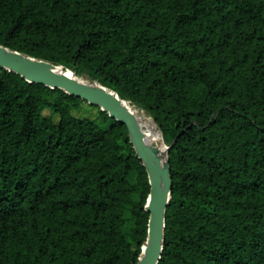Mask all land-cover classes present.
Instances as JSON below:
<instances>
[{"label": "trees", "instance_id": "1", "mask_svg": "<svg viewBox=\"0 0 264 264\" xmlns=\"http://www.w3.org/2000/svg\"><path fill=\"white\" fill-rule=\"evenodd\" d=\"M0 45L152 118L157 264H264V0H0ZM149 191L125 125L0 67V264H136Z\"/></svg>", "mask_w": 264, "mask_h": 264}, {"label": "water", "instance_id": "2", "mask_svg": "<svg viewBox=\"0 0 264 264\" xmlns=\"http://www.w3.org/2000/svg\"><path fill=\"white\" fill-rule=\"evenodd\" d=\"M0 67L19 75L29 83L61 89L84 102L98 106L111 118L126 126L129 141L147 172L150 185L144 207L149 213L147 237L136 264H157L163 249L165 210L170 201L172 188L167 158L169 147L163 143L165 151L163 155H159V151L147 142L138 119L130 109L132 105L119 98L113 90L94 80H84L61 66L32 58L1 45Z\"/></svg>", "mask_w": 264, "mask_h": 264}, {"label": "rangeland", "instance_id": "3", "mask_svg": "<svg viewBox=\"0 0 264 264\" xmlns=\"http://www.w3.org/2000/svg\"><path fill=\"white\" fill-rule=\"evenodd\" d=\"M78 77H79V76H78ZM80 78H82V79H84V80H87L86 78H84V77H82V76H81ZM132 108H134V109L137 111V113L134 112L135 115H136V117H137V119H138V120H140V119H141V120H145L146 122L151 123V125L157 130L158 134L160 135V137H161V139H162L161 133H160L158 127H157V126L155 125V123L153 122L152 118H151V117H150V116H149L144 110H142V109H140V108H136V107H134V106H132ZM42 114H43L44 116H50V114H51V110H50V109H43V110H42ZM79 114H80V115H91V116H96L97 112H96V110L91 109V110H90V114H87V113L85 112V110H82ZM162 147L165 149V147H164V145H163V141H162ZM132 227H133V221L127 216V224H126V226H125V228H124L125 233H126L127 236H129V233H130Z\"/></svg>", "mask_w": 264, "mask_h": 264}, {"label": "bare ground", "instance_id": "4", "mask_svg": "<svg viewBox=\"0 0 264 264\" xmlns=\"http://www.w3.org/2000/svg\"><path fill=\"white\" fill-rule=\"evenodd\" d=\"M133 114L135 115L134 111H133ZM138 121L145 134L147 142L159 151V155H163L165 149L162 147V139L160 135L158 134L157 130L151 125V123L146 122L145 120L140 119Z\"/></svg>", "mask_w": 264, "mask_h": 264}]
</instances>
